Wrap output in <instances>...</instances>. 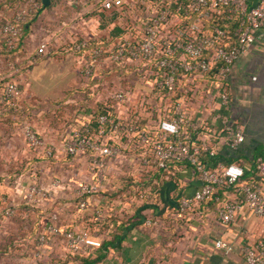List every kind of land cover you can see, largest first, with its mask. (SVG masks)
Segmentation results:
<instances>
[{"label":"built area","instance_id":"obj_1","mask_svg":"<svg viewBox=\"0 0 264 264\" xmlns=\"http://www.w3.org/2000/svg\"><path fill=\"white\" fill-rule=\"evenodd\" d=\"M79 1L49 0V4ZM125 1L97 0L95 7L106 12L125 10ZM128 1L138 7L128 31L107 41L77 39L65 46L67 52L77 55L78 73L86 85L99 70L122 76L116 82L117 89L108 95L113 105L98 101L107 108L105 113H95L96 106L86 105L87 111L69 118L61 142L60 150L73 161L69 203L75 211L89 213L90 219L86 226L76 228L60 225L52 215L32 239L30 251L35 261L49 251L52 256L67 254L76 264L74 256H93L104 239L92 234L87 225L100 226L107 216L103 206H91L89 200L106 189L107 183L114 194H122L125 205L138 210L154 201L162 181L177 182L178 173L187 170L196 186L178 193L177 216L211 196L215 187H222V195L214 197L213 213L219 223L231 222L241 205L264 218V158H253L254 172L247 179H242L244 169L238 158L227 161L238 150L244 134L231 119L225 87L232 63L264 34V0ZM41 6V0H17L9 15L0 17V56H12L24 25L35 18ZM53 50L48 40H39L26 65ZM126 65L145 68L148 73L132 79L131 85L121 79ZM21 95L19 81L0 69V112H15ZM20 132L28 149L47 158L55 156L52 142L25 118ZM113 173L116 183L110 180L105 184ZM33 179L24 192V198L32 203L54 197L53 188H65L58 176H52L50 188ZM12 212L8 208L3 214ZM142 222L149 226L157 220L149 217ZM54 242L62 255L49 249ZM213 245L224 252L232 249L222 238L215 239ZM241 252L246 264H264V236L243 245Z\"/></svg>","mask_w":264,"mask_h":264},{"label":"crops","instance_id":"obj_2","mask_svg":"<svg viewBox=\"0 0 264 264\" xmlns=\"http://www.w3.org/2000/svg\"><path fill=\"white\" fill-rule=\"evenodd\" d=\"M14 1L0 0V17L9 15ZM96 1L50 4L48 8L41 9L39 15L24 25L12 56H0V69L18 80L22 88L17 110L0 112V260L5 255V264H9L8 257H11L13 264L22 258L19 248L9 247L14 236L29 230L31 236L28 235L27 242L30 248L36 230H43V224L52 215H56L60 225L76 228L86 226L85 222L90 219L89 213L81 214L69 203L70 189L73 188V180H70L73 161L60 150L67 127L59 131L60 123L56 120L57 131L48 129L50 133L46 135V126H42L45 122L39 119L44 109L33 111L30 120L27 115L26 119L31 124L33 122L40 134L51 141L56 149L55 156L47 158L26 147L20 123L27 114L25 109L31 107L34 101L43 104L61 97L65 98V102L71 101L67 122L69 118L77 116L75 114L81 115L82 111L89 109V106H73L72 102L82 98L88 85L78 73L80 62L77 55L67 52L65 46L77 39L107 41L116 37L110 34L115 26L128 31L131 18L135 19L138 8L126 0V9L113 11L114 18L108 21L99 17ZM5 2L10 6H6ZM145 6L144 3L140 7ZM104 12L105 17L111 14ZM42 39L48 40L54 47L53 52L32 65H26V58ZM61 80L67 83L66 89L63 85L57 86ZM225 87L231 119L244 134L243 142L231 156L237 155L235 157L247 170V175L252 176L254 156H264V34L261 40L249 44L232 63L225 75ZM239 153L241 156H238ZM112 168L115 169L114 166ZM114 174L105 184L110 180L116 183ZM52 176L63 180L64 190L52 187L54 197L38 203L24 198L26 185L33 177V181H38L40 186L50 188ZM177 179V182L162 181L154 201L142 205L138 210L125 205L122 194H114L109 189V183L106 189L94 194L89 200L90 205L103 206L107 216L100 226L87 225L92 234H99L104 239L105 248L93 252V256L100 257L94 264H246L241 249L254 238L264 236V218L256 217L241 205L231 222L221 224L215 218L211 202L199 203L191 211L177 216L174 210L178 193L185 187V191L189 192L196 186V181L187 170L179 172ZM262 191L264 196V183ZM60 193L63 194L60 196ZM8 208L13 212L5 216L3 211ZM149 217L157 222L146 226L142 219ZM217 238L230 242L232 249L224 252L214 247L213 241ZM49 249L63 254L55 242L50 244Z\"/></svg>","mask_w":264,"mask_h":264},{"label":"rangeland","instance_id":"obj_3","mask_svg":"<svg viewBox=\"0 0 264 264\" xmlns=\"http://www.w3.org/2000/svg\"><path fill=\"white\" fill-rule=\"evenodd\" d=\"M5 4H6V6L7 5L10 6L6 2H5ZM38 13L40 14L41 12H38ZM129 65L131 66L132 64H129ZM123 67H124V70L126 71V74L123 75V78H121V79H123V81L128 80V83L131 85H134V82L132 81V79L142 78L141 76H145L148 73L145 68H141V67H136L134 69L127 67V65L123 66ZM131 67H133V66H131ZM45 69L48 70L47 68H45ZM119 75H120V73H119ZM120 76H122V74ZM120 76L116 77L115 75H113V73L105 72L103 70L96 71L95 74L92 77H90V79L88 81V84H87L88 86H86L87 91L85 89L84 90L85 93H83L82 98H80V99L78 98L76 101L72 102L73 106L85 107L86 105L90 104L91 105V106L89 105L90 107H95V105H97L99 103L98 101H101V100H103L102 102H105L106 105H113V101H112V99L110 100L108 98V95L110 92L115 91L117 89L116 82L119 80ZM51 80H53V78L50 79V81ZM147 81H149V80H147ZM61 85H63L64 86L63 88L66 89V86H67L66 82L62 81L57 86H61ZM144 85H147V84H144ZM136 88L137 87L134 86L136 93H138L139 90ZM62 91L65 92L64 90H62ZM63 92H62V94H64ZM127 93H130V88L127 89ZM77 95H75V96H77ZM127 96H128V98H130L129 94H127ZM35 103H37V102L34 101V103L31 105V107H28L27 109H25V111L27 113L26 115L29 114V120L31 119L33 111H35L37 108H41L42 110L44 109V111L42 112L44 114L42 116H40L39 119H42V122L43 121L45 122V124H43L42 126H46L45 127V129H47L46 135H48L50 133V132H48V129H51L50 131H52V132L57 131L56 120H58V123H60L59 131L62 132V129L67 126L68 106L71 105V101L65 102V98L61 97V98H58L55 100H51L49 103L48 102L47 103L45 102L43 104L42 103L35 104ZM38 111H40V110H38ZM32 125L38 131L36 125L33 122H32ZM28 235H30V231L26 230L22 234H20L19 236H14V240L10 241V244H9L10 248H14V249L19 248V250H21L20 255H22V258H18L19 260L17 261V263L14 262L15 264H21V263H23V264H63L65 262H66V264H76V262L71 263V261H70L71 257H69L67 254H65L64 256H61V257L52 256L50 251L47 252V254L44 257H42L40 259V261H35V259L32 256V251H30V248L28 247L29 246L28 242H27L28 241ZM4 258H5V255L2 256V258L0 260V264H5ZM26 258L28 261H26ZM12 261L13 260H11V257H8L7 262H9V264H13Z\"/></svg>","mask_w":264,"mask_h":264},{"label":"trees","instance_id":"obj_4","mask_svg":"<svg viewBox=\"0 0 264 264\" xmlns=\"http://www.w3.org/2000/svg\"><path fill=\"white\" fill-rule=\"evenodd\" d=\"M17 0H15L14 2H16ZM50 6V4L46 5V6H41L39 10L43 9V8H48ZM104 11L103 10H99V17L100 18H107L108 21H111L113 18H114V13L115 12H111V14L107 17H105L104 15ZM29 22V21H28ZM28 22H26V24H28ZM121 33H123V30L121 28H119L118 26H115L113 27V29L110 31V34L112 36H118L120 35ZM176 95V93H174V95L170 96L168 98V100H172L174 98V96ZM96 108H95V113H105L107 111V108L102 104V103H98L97 105H95ZM26 114V113H24ZM25 116V119L27 118L26 116L27 115H24ZM28 120V119H27ZM29 121V120H28ZM241 152V151H240ZM237 155H234L233 157H229L227 159V161H233V160H236L237 158L235 157ZM238 156H241L240 153ZM255 157V156H254ZM262 158L264 156H261ZM249 176L247 175V170H244L243 172V176H242V179H247ZM222 191H223V188L222 187H215L214 188V191H213V194L211 196H209L208 198H206L204 201H202L201 203H209L211 202V208L214 209L215 207V204H216V201H215V196L217 197H220L222 195ZM105 248V245L104 243L102 242L100 248L98 250H101V248ZM74 259H76L78 261L77 264H94L95 262H97L100 257L99 256H92V257H84V256H74L73 257Z\"/></svg>","mask_w":264,"mask_h":264},{"label":"water","instance_id":"obj_5","mask_svg":"<svg viewBox=\"0 0 264 264\" xmlns=\"http://www.w3.org/2000/svg\"><path fill=\"white\" fill-rule=\"evenodd\" d=\"M42 6H46L49 3V0H41Z\"/></svg>","mask_w":264,"mask_h":264}]
</instances>
